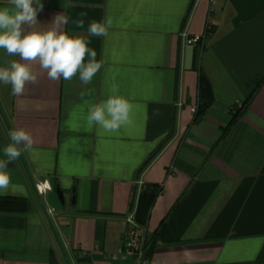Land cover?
<instances>
[{"label": "crops", "instance_id": "1", "mask_svg": "<svg viewBox=\"0 0 264 264\" xmlns=\"http://www.w3.org/2000/svg\"><path fill=\"white\" fill-rule=\"evenodd\" d=\"M41 3L37 28L63 13L64 30L89 40L102 63L88 85L78 74L53 82L43 73L13 96L0 83L9 130L34 138L20 156L34 185H51L39 197L68 263L133 264L118 251L147 186L139 212L147 264H264V81L255 85L264 78V0ZM106 19L108 35L89 36L88 25ZM183 32L203 38L188 46ZM14 59L0 49V66ZM200 73L213 102L194 120ZM113 86L133 109L110 134L90 127L87 113ZM10 142L0 115V159ZM8 171L23 194L0 195V264H65L19 158Z\"/></svg>", "mask_w": 264, "mask_h": 264}, {"label": "clouds", "instance_id": "2", "mask_svg": "<svg viewBox=\"0 0 264 264\" xmlns=\"http://www.w3.org/2000/svg\"><path fill=\"white\" fill-rule=\"evenodd\" d=\"M8 2L9 7L0 8V49L19 59L0 66V83L10 85L11 95L22 96L26 87L37 84L43 73L53 82L69 81L77 74L84 85L92 82L102 63L97 60V52L89 47V40L64 30L69 23L68 16L57 14L50 27L40 29L36 26L39 24L37 15L43 9L41 0ZM68 6L65 3L64 8ZM76 25L84 28V21L79 20ZM111 25V19L92 21L87 31L89 36L106 37ZM36 64L40 71L34 70ZM132 109L129 99L118 94L113 86L105 99L89 106L87 122L90 127L96 126L105 133H116L130 123ZM9 136L11 142L2 149L5 158L0 159V195L23 194L22 186L12 182L8 165L22 152L34 150L35 141L28 130L13 129Z\"/></svg>", "mask_w": 264, "mask_h": 264}, {"label": "built area", "instance_id": "3", "mask_svg": "<svg viewBox=\"0 0 264 264\" xmlns=\"http://www.w3.org/2000/svg\"><path fill=\"white\" fill-rule=\"evenodd\" d=\"M210 29V25L207 24L206 32H209ZM181 37L184 38L188 46L197 45L203 38V36H187L184 32L181 34ZM195 110L196 108L193 107L191 111L194 113ZM35 190L38 196L42 197L46 195L47 192L51 191V185L46 180L39 181L35 184ZM124 221L127 225V231L118 253L129 256L133 260V264H147L145 254L149 241V234L146 226H140L136 223L134 211L128 212Z\"/></svg>", "mask_w": 264, "mask_h": 264}, {"label": "trees", "instance_id": "4", "mask_svg": "<svg viewBox=\"0 0 264 264\" xmlns=\"http://www.w3.org/2000/svg\"><path fill=\"white\" fill-rule=\"evenodd\" d=\"M264 81V78H259L256 80L255 85L256 87L259 86L262 82ZM197 106H196V112H195V117L194 120H197L199 118H201L206 110L211 106L212 102H213V96H212V89H211V84L208 80V78L203 74L200 73L198 76V82H197ZM251 97V96H250ZM250 97L244 102L243 106H246V104L248 103ZM235 120V116L233 117V119L231 120L230 123H233ZM149 188H147V186H145L140 193L139 199H138V205H137V209H136V214H135V221L138 225L140 226H146V223L143 222V220H141L139 218V212L141 209V201L144 195V191L147 190ZM155 194L159 193V189L154 190ZM151 249V241H148V245H147V250H146V258L148 257V254L150 252Z\"/></svg>", "mask_w": 264, "mask_h": 264}, {"label": "water", "instance_id": "5", "mask_svg": "<svg viewBox=\"0 0 264 264\" xmlns=\"http://www.w3.org/2000/svg\"><path fill=\"white\" fill-rule=\"evenodd\" d=\"M0 115H1V117H2V119H3V122H4V124H5V127H6V129L8 130V133H9L10 130H9V128H8V125H7V123H6V120L4 119V117H3L2 113H1V111H0ZM10 139H11V138H10ZM19 160H20V162H21V164H22V166H23V169H24V171H25V173H26V175H27V177H28V179H29V184H30V188H31V191H32V195L34 196L36 202L38 203L39 207L41 208V211H42V213H43V215H44V217H45V219H46V221H47V224H48L49 229H50V231H51V233H52V236H53V238H54V240H55V243H56V245H57V247H58V249H59V251H60V253H61L62 257H63V260H64L65 264H69L68 261H67V259H66V256H65V253H64V251H63V248H62V246H61V244H60V242H59V240H58V237H57V235H56V232H55V230H54V228H53V224H52V222H51V220H50V218H49L48 212H47L45 206L43 205L41 198H40V197L38 196V194L36 193L35 185H34V183L32 182V180L29 178V175H28L27 169H26V167H25V165H24V163H23V161H22L21 156L19 157ZM54 191H55V194H56V196H57V198H58L60 204L63 205V195H62V193L60 192V190H59L57 187L54 188Z\"/></svg>", "mask_w": 264, "mask_h": 264}]
</instances>
